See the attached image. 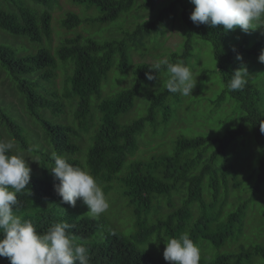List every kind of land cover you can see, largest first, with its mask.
<instances>
[{
	"label": "trees",
	"instance_id": "16d2710c",
	"mask_svg": "<svg viewBox=\"0 0 264 264\" xmlns=\"http://www.w3.org/2000/svg\"><path fill=\"white\" fill-rule=\"evenodd\" d=\"M29 1L0 0V140L13 143L11 154L37 157L30 166L28 189L17 194L14 214L31 221L39 233L57 222L71 224L67 231L88 249V264H171L164 260L161 249L152 250L155 242L151 241L157 238L164 249L163 240L185 232L196 244L220 247L233 240L239 243L237 250L200 257L199 264H264V241L248 246L243 232L247 203L256 197L262 200L259 192L264 190V72L260 74L264 62L259 60L264 51V20L259 22L262 26L247 33L239 26L225 30L222 25H196L189 18L194 8L190 0H171L152 19L125 29L120 38L98 40L77 34L52 49L56 0H31L33 4L28 5ZM73 1L98 12L92 21L109 24L135 10L139 0ZM142 3L152 7L154 0ZM177 9L187 30L186 40L182 50L169 53L168 59H180L187 65L193 38L209 42L223 85L211 104L219 106L229 97L237 104L238 121L221 137L180 136L171 153L134 160L122 171L128 155L138 149L137 136L145 124L154 123L160 112L167 120L168 101L178 100V93L168 92L165 86L153 90L151 84L157 78L148 80L145 75L154 72L150 69L153 64L141 60L134 63L135 80L130 87L106 98L97 97L93 104L91 99L99 95L102 80L114 63L121 72L127 70L130 48L140 51L168 15L177 16ZM91 19L69 11L61 24L71 29ZM241 66L249 73L247 85L230 91L231 74ZM162 71L165 69L154 75L158 77ZM205 75L207 78L208 73ZM58 78L63 82L61 90L56 88ZM136 96L147 105L146 114L122 123L119 115L134 106ZM250 137L260 154L253 171L245 175L254 181L245 184L241 162L232 148L236 143L246 146ZM53 153L89 171L105 195L117 190L128 211L131 209V231L118 229L107 212L93 218L80 199L75 207L62 202L54 190L58 181L50 171ZM229 189L239 193L231 201ZM164 205L169 209L162 211ZM0 264H10V260L0 256Z\"/></svg>",
	"mask_w": 264,
	"mask_h": 264
},
{
	"label": "rangeland",
	"instance_id": "374dc122",
	"mask_svg": "<svg viewBox=\"0 0 264 264\" xmlns=\"http://www.w3.org/2000/svg\"><path fill=\"white\" fill-rule=\"evenodd\" d=\"M30 1L28 5L33 4ZM170 1L154 0L152 7H144L142 0H139L136 3L135 10H131L117 21L101 24L91 19L94 16H98V12L95 9H87L81 4L74 3L73 0H56L52 9L51 29L54 32L52 34L51 47L54 49L65 38L74 37L77 34L91 36L98 40L111 39V37L120 38L125 29H131L137 21L142 22L152 19L154 13L158 12L161 7ZM178 9L176 11L177 16L175 13L168 15L158 30L152 33L149 38L150 42L145 43L146 45L140 51L136 52L130 48L131 64L127 70L121 72L117 68L116 62L114 63L105 79L102 80L99 95L92 97V104L96 102L97 97L106 98L119 90L130 87L135 80V62L144 60L147 63L154 64L161 58H168L169 53L182 50L187 30L180 21V11ZM69 11L77 12L79 16L81 15L83 18L91 20L89 23H82L74 28L67 29L62 26L61 20L65 17V13ZM192 47L191 56L186 61L195 82L192 95L183 96L178 93V100L172 98V100L168 101L170 115L167 120L164 119L162 112H160L155 117L154 123L147 122L145 124L142 132L137 136L138 149L132 155H128L122 171L126 170L130 162L134 160H146L154 156L171 153L174 149L175 141L180 136L206 135L221 137L227 129L234 127L237 123L239 110L232 99L226 97L219 106H214L210 101L217 96L223 86L217 71V62L213 57L211 44L201 37L195 36L192 41ZM140 52H143L144 55H140ZM206 72L208 73L207 78H205ZM263 72L264 70L262 69L260 74H263ZM167 78L166 70L162 71L158 75L156 82L151 84L152 88H154L153 90H161L165 86ZM4 85L7 87V83ZM0 87H2L1 84ZM62 87V79H56V88L61 90ZM141 99L140 96H136L134 106L128 112L119 115L122 123H130L146 114L147 105L145 106ZM17 109H19V106ZM67 114L69 115L70 113L68 112ZM67 118L70 119L71 117L68 116ZM60 119L67 122L64 117H60ZM250 140L246 146H239L236 143L232 148L236 159L241 162L240 175L244 179L245 184L248 181L249 183L254 181V177L250 180L245 175L253 171L260 154V152L256 153L258 146L254 138L250 137ZM16 154L24 157L29 167L32 166V163L35 164L34 162L37 160L35 155H24L19 152ZM229 190L228 201H231L239 193L235 190ZM259 193H261L260 197L262 196V200L257 197L253 198L247 203L245 209L246 225L243 228V232L245 233L244 236H246V244L248 246L250 244L263 243L264 241V217L261 215L264 213V190ZM117 194H119L117 190H110L105 195L109 203L106 212L113 218V222L118 229L128 232L132 229L131 209L128 211L125 201L122 199L124 197ZM248 196L246 195V197ZM115 200L116 202H114ZM168 209L164 205L162 211ZM197 246L200 249V257L208 259L213 255L237 250L239 243L233 240L216 247L212 244L201 242ZM157 248L161 249L159 252L163 251L162 246H158V243L155 242L152 250L157 251ZM253 262L259 261L257 258H253Z\"/></svg>",
	"mask_w": 264,
	"mask_h": 264
},
{
	"label": "clouds",
	"instance_id": "9594fccd",
	"mask_svg": "<svg viewBox=\"0 0 264 264\" xmlns=\"http://www.w3.org/2000/svg\"><path fill=\"white\" fill-rule=\"evenodd\" d=\"M194 5L190 20L196 24L225 30L250 29L262 26L264 20V0H190ZM237 59H241L237 53ZM259 60L264 62V51ZM165 69L168 92L183 96L192 95L195 86L190 68L183 60L170 62L161 58L151 66V70ZM153 71L145 73L148 80L157 77ZM249 73L245 66L235 69L227 87L230 91L242 90L248 82ZM264 132V128L261 127ZM34 144V143H32ZM13 143L0 140V256L7 257L10 264H88V249L77 243V238L67 230L72 227L66 221L57 222L46 232L39 233L31 221L23 220L13 212L17 205V194L27 188L31 178V168L25 158L11 154ZM54 167L51 174L54 190L61 201L75 207L77 199L87 205L93 218L106 212L109 203L102 188L89 171L70 164L64 157L53 153ZM153 239L151 242H156ZM163 258L171 264H199L200 249L188 233L163 240Z\"/></svg>",
	"mask_w": 264,
	"mask_h": 264
}]
</instances>
